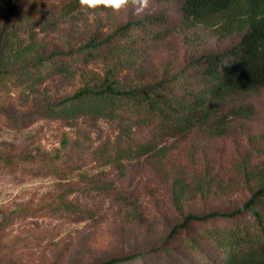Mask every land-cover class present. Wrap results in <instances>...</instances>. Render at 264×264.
Masks as SVG:
<instances>
[{
  "label": "rangeland",
  "instance_id": "rangeland-1",
  "mask_svg": "<svg viewBox=\"0 0 264 264\" xmlns=\"http://www.w3.org/2000/svg\"><path fill=\"white\" fill-rule=\"evenodd\" d=\"M178 7V0H151L150 13L136 16L90 14L79 0H0V39L14 31L44 58H58L93 37L117 38L133 22L166 16L169 30L162 37H155L162 30L156 26L150 33L134 30L138 50L115 69L121 85L154 83L191 72L201 56L238 40L217 38L203 26L185 28ZM113 60L76 65L73 75H54L41 85L0 82V264H198L181 240L204 225L187 224L169 237L171 231L189 215L236 210L264 182V89L227 102L221 135L206 127L155 139L151 127L133 125L131 142L152 140L159 151L120 163H103L96 150L118 142L121 124L43 115L106 79ZM239 106L251 115H229ZM66 204L70 211L63 212ZM158 248L165 253L151 254ZM199 248V255L212 258L206 245Z\"/></svg>",
  "mask_w": 264,
  "mask_h": 264
},
{
  "label": "trees",
  "instance_id": "trees-1",
  "mask_svg": "<svg viewBox=\"0 0 264 264\" xmlns=\"http://www.w3.org/2000/svg\"><path fill=\"white\" fill-rule=\"evenodd\" d=\"M178 1L177 18L185 28L203 26L217 38L236 36L237 43L222 52L201 56L191 72L182 70L154 83L125 86L115 78V69L121 61H130L138 50L140 38L134 30L150 33V27L156 26L162 30L155 37H162L169 30L166 16L133 22L118 30L117 38L101 41L93 37L75 51L77 54L58 58H44L32 40L25 44L12 31L0 39V82L41 85L54 75H73L76 65H86L100 57L115 58L106 79L81 87L56 106L46 108L43 114L64 121L87 116L121 124L118 142L96 150L105 164L159 151L152 140L144 144L131 142L133 125L151 127L155 139L181 137L206 127L221 135L224 132L221 109L227 102L237 95L264 89V0ZM228 113L241 118L251 115L242 106L230 108ZM62 211H70L67 204ZM220 220L229 224L219 226L216 222ZM187 224L204 225L194 236L187 234L181 240L187 252L197 257L198 264H264V182L236 210L186 216L169 237L184 231ZM201 245L207 246L212 258L199 255ZM164 253V249L158 248L151 254Z\"/></svg>",
  "mask_w": 264,
  "mask_h": 264
},
{
  "label": "clouds",
  "instance_id": "clouds-1",
  "mask_svg": "<svg viewBox=\"0 0 264 264\" xmlns=\"http://www.w3.org/2000/svg\"><path fill=\"white\" fill-rule=\"evenodd\" d=\"M80 6L90 14L102 10H110L115 14H127L142 16L150 13L151 0H79Z\"/></svg>",
  "mask_w": 264,
  "mask_h": 264
}]
</instances>
